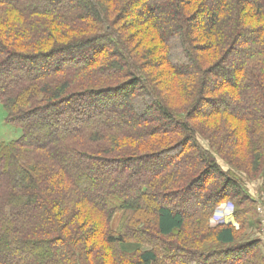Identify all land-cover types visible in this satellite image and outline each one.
Here are the masks:
<instances>
[{
  "label": "trees",
  "instance_id": "trees-1",
  "mask_svg": "<svg viewBox=\"0 0 264 264\" xmlns=\"http://www.w3.org/2000/svg\"><path fill=\"white\" fill-rule=\"evenodd\" d=\"M0 105V264H264V0H0Z\"/></svg>",
  "mask_w": 264,
  "mask_h": 264
},
{
  "label": "rangeland",
  "instance_id": "rangeland-1",
  "mask_svg": "<svg viewBox=\"0 0 264 264\" xmlns=\"http://www.w3.org/2000/svg\"><path fill=\"white\" fill-rule=\"evenodd\" d=\"M21 133L22 131L20 128L13 126L6 121V111L0 105V143L16 140L21 136ZM220 164L224 169H226V167L223 165L222 162H220ZM241 181L244 184V188L250 197L259 200L261 202L264 201V192L262 190L261 179L249 181L247 180V177L243 175L241 176ZM222 205L216 210L215 219L219 218V219H223V221L233 222V216H232L233 205L231 203H224ZM262 207L263 206L261 205L257 206V211L260 213L262 222L259 228H253L252 230L255 232L258 231V233H256L255 236L261 237L262 240L264 241V209ZM118 218L119 216L115 218L113 224L114 226H116L118 222Z\"/></svg>",
  "mask_w": 264,
  "mask_h": 264
},
{
  "label": "crops",
  "instance_id": "crops-1",
  "mask_svg": "<svg viewBox=\"0 0 264 264\" xmlns=\"http://www.w3.org/2000/svg\"><path fill=\"white\" fill-rule=\"evenodd\" d=\"M214 221V222H213ZM218 223H227V221H223V219H213L212 220V224L214 225V224H218Z\"/></svg>",
  "mask_w": 264,
  "mask_h": 264
},
{
  "label": "clouds",
  "instance_id": "clouds-1",
  "mask_svg": "<svg viewBox=\"0 0 264 264\" xmlns=\"http://www.w3.org/2000/svg\"><path fill=\"white\" fill-rule=\"evenodd\" d=\"M222 207H223V205H222ZM229 211H230V209H229ZM214 222V221H213Z\"/></svg>",
  "mask_w": 264,
  "mask_h": 264
}]
</instances>
